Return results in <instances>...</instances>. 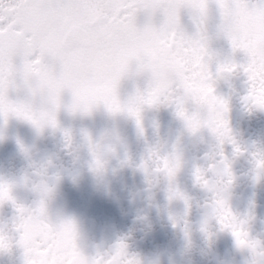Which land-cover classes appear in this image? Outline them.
I'll return each instance as SVG.
<instances>
[{"label": "flooded vegetation", "instance_id": "flooded-vegetation-1", "mask_svg": "<svg viewBox=\"0 0 264 264\" xmlns=\"http://www.w3.org/2000/svg\"><path fill=\"white\" fill-rule=\"evenodd\" d=\"M143 75H136L134 62L132 71L118 85L122 99L135 91V82L144 88ZM17 84L9 89V99L31 102L35 109L55 108L56 123L41 126L15 112L0 111V185L8 186L14 198L0 202V231H7L13 240L9 249H0V264H25L15 228L17 205L32 210L42 200L50 220L74 222L77 247L88 257L110 255L117 242L123 241L129 255L162 252L163 264L172 260L175 264H256L252 250L242 248L234 233L217 219L209 221V232L202 228L214 193L197 182L194 169L209 161L217 141H207V128L193 132L175 124V101H165L162 109L145 106L142 126L134 119L120 118L126 151L122 149L121 159L111 161L105 187L98 184L88 166L91 156L87 148L79 153L74 148L84 142L85 131L95 135L112 125L114 116L108 107L100 102L90 112L76 109L73 90L67 87L56 107L45 97L34 95L22 77H17ZM228 124L239 146L248 145L231 164L229 205L246 222L249 236L264 242V171L256 167L258 156L264 153V141L262 150L251 137L242 142L237 128L231 121ZM69 129L74 133L71 144L65 136ZM236 146L224 143L223 154L231 157ZM176 148L185 164L174 185L186 199L170 201L169 180L151 160ZM216 159H220L219 151ZM145 161L150 162V170L141 166ZM141 212L147 214V221L140 217ZM173 214L183 216L191 225V245Z\"/></svg>", "mask_w": 264, "mask_h": 264}, {"label": "clouds", "instance_id": "clouds-1", "mask_svg": "<svg viewBox=\"0 0 264 264\" xmlns=\"http://www.w3.org/2000/svg\"><path fill=\"white\" fill-rule=\"evenodd\" d=\"M147 20L143 25H138V30L147 27L151 33L161 38L169 30H174L179 26L174 25L171 16L172 12L163 9H150L145 11ZM221 31L231 41L232 45L238 41L246 43L254 33L264 30V8H260L255 12L240 10L235 15H222ZM84 30L76 25H61L58 27L55 36L45 38V47L37 53L38 64L33 69V73L26 79L29 83L32 82V77L37 80L45 73L52 70V57L54 50L68 57L71 61V69L69 75L80 93H92L103 89L111 84V99L113 105L105 101L104 98L91 97L82 99L75 104V108L84 112H90L95 105L103 102L114 116L111 126L102 129L98 134H93L90 131L84 132V142L75 145L74 150L79 153L83 148H87L91 159L88 160V166L93 171L100 185L107 187V173L111 161L121 159V150L125 149L126 144L121 132L120 118L125 120L134 119L137 125L142 126L145 106H159L166 100L155 99L149 102L148 94L152 88L163 86L170 93L176 94L181 98L180 107H177V115L185 122L186 126L193 132L207 128L214 135L217 144L213 147L212 155L206 164H198L194 169V174L199 170L202 174L212 173L210 180L212 183L205 187L214 193L213 200L208 204L206 209V221L202 225L204 231L209 232V221L213 218L217 219L223 228L233 232L230 224L221 223V207L219 202H223L225 206L232 212L229 205L231 196L230 187L233 175L226 176L221 168V160H226L231 170V164L235 156L241 154L243 149L240 148L232 129L229 127L227 120L228 104L227 101L218 97L214 91L213 98L208 101H195L199 108L196 111H189L188 102L194 101L185 95L181 89L182 84L177 69V64L180 56L177 51H168L161 54L154 41L142 39L139 35L133 36L125 34L118 30L116 25L109 29H96L89 27L87 31L91 35H83ZM201 36L204 42L205 56L204 61L209 65L211 54L209 52L210 35L207 29L206 20L201 25ZM136 65V75L141 76L147 74V87L141 88L139 82H135V91H133L127 99H122L118 94V85L121 79L132 71L133 63ZM233 63L227 62L220 65L217 70V76H223L225 73H230L229 65ZM114 67L116 70L114 71ZM216 77L211 72V81ZM34 95L45 97L56 107L59 106L62 88L56 92V101L52 102L50 88L47 83L34 85ZM68 88V87H67ZM170 102V101H169ZM257 107L264 108V105L253 104ZM182 109V110H181ZM34 117L39 118L41 113L50 112L56 123L55 108L35 109L32 107ZM223 121H226L227 132L216 123L215 116ZM188 117H191L192 123ZM51 119L41 120V126L47 124H55ZM65 136L71 144L74 133L69 129L65 131ZM226 142H231L239 146L231 157L221 155L222 145ZM219 151L220 159H216V152ZM159 158H166L172 164L174 171L171 175L166 170H160L169 180V200L177 198L186 199L175 185L174 180L177 172L184 167L185 160L179 148L174 149L170 153L163 156H157L151 163H155L156 167L159 163ZM259 160H264V153H261L256 161V167L264 171V164H259ZM147 170H150V162L147 161ZM232 173V171H231ZM237 226L246 230V242L240 245L242 248L251 249L254 254L256 264H264V242L253 239L249 236L246 222L240 219L232 212ZM38 221L48 227V231L41 235L39 232L31 236V240L37 245L47 242L49 247L60 248L63 246V236L60 230L61 222H54L49 219L48 213L44 206L43 209L36 212ZM140 217L147 221V214L141 212ZM175 223L182 224L186 239L191 245V233L193 231L188 221L179 214H173ZM18 229V223L15 224ZM234 233V232H233ZM211 235V233H209ZM75 226V238H76ZM235 235V234H234ZM40 237L37 239V237ZM13 243L12 237L7 231H0V246L3 249H9ZM30 259L34 264L38 260L36 254H30ZM131 264H163V253L156 252L152 255L137 256L130 255ZM170 264H175L172 260Z\"/></svg>", "mask_w": 264, "mask_h": 264}, {"label": "snow or ice", "instance_id": "snow-or-ice-1", "mask_svg": "<svg viewBox=\"0 0 264 264\" xmlns=\"http://www.w3.org/2000/svg\"><path fill=\"white\" fill-rule=\"evenodd\" d=\"M221 16L225 14L235 15L240 10L255 12L264 8V0H217ZM163 9L172 12L171 20L179 26L169 30L161 38L155 37L145 27L138 30V13L150 9ZM182 9H188L197 21L196 31L189 34L181 26L180 14ZM209 15L208 0H0V111L7 114L15 112L33 120L41 125V120L51 119L55 123L50 112L41 113L39 118L34 117L31 102H13L8 97L10 88L18 87L17 77L20 76L34 93V85L47 83L50 88L52 102L56 101V92L64 87L73 90L76 103L82 99L91 97L104 98L107 103L113 105L111 99V84L92 93H80L69 75L71 61L54 50L52 57V70L45 72L39 80L35 76L32 82L27 77L33 73L37 66V53L45 47V38L53 37L61 25H76L83 31V35H91L87 31L89 27L96 29H109L116 25L119 31L128 35H139L142 39L152 40L161 54L168 51H177L180 60L177 69L182 84L181 91L194 101H208L213 98V84L211 70L204 61L205 48L201 36V25ZM234 48L244 49L248 56V62L243 66L251 82L249 98L252 104L264 105V30L256 32L246 43L237 42ZM229 70L237 67L229 65ZM116 68L114 67V71ZM155 99L175 101L180 107L181 98L170 93L167 88L157 86L151 89L148 100ZM182 110V109H181ZM190 124L191 117H188ZM216 123L227 132V122L215 116ZM239 150V146H236ZM223 156L224 154L221 153ZM264 164V160H259ZM142 167L147 170V161ZM221 168L226 176H231V170L226 160H221ZM166 170L169 175L174 168L166 158H159L156 170ZM196 180L203 187H208L212 181V175L202 174L199 170L195 173ZM14 199L10 188L0 185V202ZM221 207V223L230 224L236 236L237 243L243 245L246 242L247 232L239 228L231 211L219 202ZM43 200L36 209L27 210L23 205L19 208V240L17 241L25 252V264H34L30 254H36L38 260L35 264H131L130 255L126 251L123 241L117 242L115 250L107 256H85L77 247L75 238V224L71 220L60 223L59 227L63 236V246L60 248L49 247L47 242L36 244L31 236L39 232L43 235L48 227L38 221L36 212L44 208ZM40 237L38 236L37 239ZM3 249V246H0Z\"/></svg>", "mask_w": 264, "mask_h": 264}, {"label": "rangeland", "instance_id": "rangeland-1", "mask_svg": "<svg viewBox=\"0 0 264 264\" xmlns=\"http://www.w3.org/2000/svg\"><path fill=\"white\" fill-rule=\"evenodd\" d=\"M209 15L206 20L207 29L210 35L209 52L211 60L209 67L213 76L214 91L218 97L227 101L228 112L227 120L231 121L233 126L237 128L239 139L244 142H256L262 150V142L264 141V117L254 109L251 99L249 98V90L251 82L247 72L244 71V65L248 62L249 56L244 49L234 48L231 41L221 31V12L217 0H208ZM144 11L138 13V23L143 25L147 19L144 18ZM181 19H188L190 22L181 21V26L185 32L191 34L196 31L197 21L193 14L188 9H182L180 14ZM185 19V20H186ZM3 21L1 23H6ZM231 62L237 65L230 73H225L223 76H217V70L221 64ZM143 79L144 88L147 86V74ZM159 109L164 107V103L157 106ZM188 110L196 111L199 105L195 101H189L187 104ZM175 124L186 126L185 122L177 115L174 116ZM256 134V136L254 135ZM207 141L216 140L209 129L205 132ZM245 142L244 144H247ZM253 143V142H252ZM242 144V143H241ZM254 146V144H253ZM241 149L248 148V145L240 146Z\"/></svg>", "mask_w": 264, "mask_h": 264}, {"label": "trees", "instance_id": "trees-1", "mask_svg": "<svg viewBox=\"0 0 264 264\" xmlns=\"http://www.w3.org/2000/svg\"><path fill=\"white\" fill-rule=\"evenodd\" d=\"M144 18H145V19H147V14H146V13H144ZM185 19H186V18H185ZM185 19H184V18H183V19H181V18H180V20H181V21H184V22H185V21H186V22H189V21H188V19H186V20H185Z\"/></svg>", "mask_w": 264, "mask_h": 264}, {"label": "water", "instance_id": "water-1", "mask_svg": "<svg viewBox=\"0 0 264 264\" xmlns=\"http://www.w3.org/2000/svg\"><path fill=\"white\" fill-rule=\"evenodd\" d=\"M258 110H259L261 113H264L263 108L258 107Z\"/></svg>", "mask_w": 264, "mask_h": 264}]
</instances>
